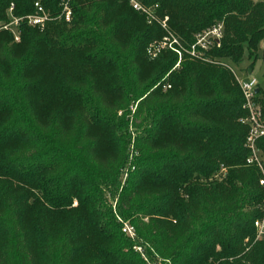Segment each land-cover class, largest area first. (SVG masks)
<instances>
[{
	"label": "trees",
	"instance_id": "16d2710c",
	"mask_svg": "<svg viewBox=\"0 0 264 264\" xmlns=\"http://www.w3.org/2000/svg\"><path fill=\"white\" fill-rule=\"evenodd\" d=\"M35 1L42 29L21 23L18 41L0 29V264H264L240 90L187 52L220 24L202 57L237 65L246 52L250 70L264 60V0H136L155 5L151 24L127 0H0V22ZM162 21L182 48L174 69L173 51L146 53ZM257 101L264 112L259 85ZM256 146L264 156V135Z\"/></svg>",
	"mask_w": 264,
	"mask_h": 264
},
{
	"label": "built area",
	"instance_id": "2783aa9c",
	"mask_svg": "<svg viewBox=\"0 0 264 264\" xmlns=\"http://www.w3.org/2000/svg\"><path fill=\"white\" fill-rule=\"evenodd\" d=\"M131 6L136 11L145 15L147 14V18L151 17V19H153L152 12H147V10L142 7L139 2L131 0ZM33 7L34 11L32 13L17 16L12 13V4H10L6 10V20L0 22V29L10 32L12 39L14 41H18L19 25L21 23H24L30 27H43L45 21L48 20L49 17L38 1L33 3ZM62 8V17L68 21L70 19V10L66 3L63 4ZM162 25H164V23ZM220 35V24H215L209 28H206L200 33H196L194 35V42L190 45L188 51H185H187L188 54L193 57L203 58L202 51L208 49V46H211L214 42L217 43ZM169 37L171 39V49L180 55L182 48L177 46V41L170 34ZM149 48H147L148 54L151 53ZM225 66L231 71L233 78L240 90L242 97V107L245 110V115L238 118V121L247 127V132L243 141V146L247 149V155L244 159V163L249 166H254L258 170V184L264 189V156L256 146L257 139L264 135V112L257 101V91L259 84L255 77L248 75L245 78H240L228 64ZM166 87H169V85L163 86V88ZM255 89H257V91H255ZM259 208L262 210V216L259 219L253 221V226L256 230V237H259L264 233V203L260 205ZM121 231L129 237L134 236V229L128 223L121 222ZM139 249V247H136V250Z\"/></svg>",
	"mask_w": 264,
	"mask_h": 264
},
{
	"label": "rangeland",
	"instance_id": "374dc122",
	"mask_svg": "<svg viewBox=\"0 0 264 264\" xmlns=\"http://www.w3.org/2000/svg\"><path fill=\"white\" fill-rule=\"evenodd\" d=\"M132 1H136V0H132ZM127 2H128V5L131 6V0H127ZM141 6L144 7L147 10V12H149V13L152 12V10L155 7V5L154 6H146V5H143V4H141ZM131 8L133 9L132 6H131ZM62 9L63 8H61L60 14L58 15L61 18H63L62 17L63 16V13L61 12ZM133 10H135V9H133ZM138 13H140V12H138ZM140 14H142V13H140ZM142 15L144 16V20H145V22L147 24H151L152 23V22H150V21H152L151 17L147 18L148 17L147 14L146 15L145 14H142ZM70 16H71V13H70ZM63 20L66 21L65 19H63ZM162 24L163 23H160L161 27L163 28V30L165 32V35L162 36L161 39L158 40V41H156V40L155 41H150L148 43V45H147V48L151 47V48H149V50L151 52L150 54H148V52H147L148 50L146 49V53L150 57H154L155 55L159 54L161 51H165V50L173 51L171 49V47H170L171 46V41H170L171 39H170V37L168 35V29L164 25H162ZM35 28H37V27H35ZM38 29H42V27L41 28H38ZM202 30H200V31H198L196 33H200ZM173 52L176 53L175 51H173ZM188 55H189V57H192V58H194V59H196L198 61H202L204 63H208V64L213 65V66H216V67H222V68L228 69L225 66L226 64H228L233 69V71L237 74V76L240 77V78H245L248 75H251V76L255 77L257 79V82H258L259 86L264 91V60L256 59L253 62L252 66H251V69L246 72L245 71V68L247 67V65L251 61V57H248L247 54H246V52H244V56H243L242 61L239 64H237V65H235V64H229L225 60H220V59L215 60V59L204 58V57L203 58H197V57L191 56L190 54H188ZM181 60H182V53L180 52V55H178L176 53V62L171 67V69H174V68L178 67V64H179V62ZM166 75L167 74H165L164 77ZM166 88H168V87H166ZM166 88H163V86H162V89L163 90L166 89ZM134 108H135V103L134 102L133 103L131 102V103L128 104V106L125 109H126L127 113L130 114L134 110ZM121 113H122L121 109L120 110H117L116 111V116L122 115ZM138 132H139V130L134 129V127H132L128 123V125L126 127V133L128 135V143H127V149H126V151H128L127 152V163L133 162L134 159H135L134 156L137 154L136 153V150L134 149V147H135L134 145H135V136L138 134ZM128 168H129L128 165H126L125 167H123L122 171L119 174V183H120V185L123 183V180L128 175V173H127ZM132 169H133V166L130 167V170H132ZM223 170H224V168H221L219 171H223ZM217 173L214 174L212 176V178H210V179H215L217 177ZM123 177H124V179H123ZM108 200H109L108 201V205L114 211L115 197L114 196H111L110 194H108ZM74 204H75V201L72 202V205H74ZM123 222L128 223L127 221H123ZM9 263H11L10 259L9 260L6 259V260L2 261L1 264H9Z\"/></svg>",
	"mask_w": 264,
	"mask_h": 264
},
{
	"label": "water",
	"instance_id": "95a60500",
	"mask_svg": "<svg viewBox=\"0 0 264 264\" xmlns=\"http://www.w3.org/2000/svg\"><path fill=\"white\" fill-rule=\"evenodd\" d=\"M255 91H257V89H255Z\"/></svg>",
	"mask_w": 264,
	"mask_h": 264
}]
</instances>
